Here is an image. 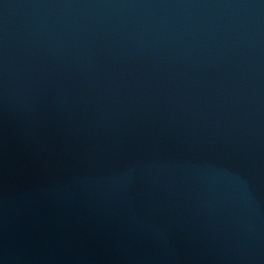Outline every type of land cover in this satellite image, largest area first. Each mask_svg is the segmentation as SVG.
Instances as JSON below:
<instances>
[{
    "label": "water",
    "instance_id": "obj_1",
    "mask_svg": "<svg viewBox=\"0 0 264 264\" xmlns=\"http://www.w3.org/2000/svg\"><path fill=\"white\" fill-rule=\"evenodd\" d=\"M0 264H264V0H0Z\"/></svg>",
    "mask_w": 264,
    "mask_h": 264
}]
</instances>
